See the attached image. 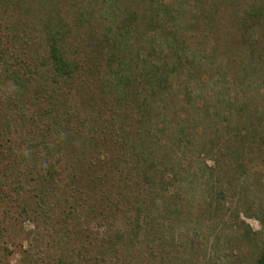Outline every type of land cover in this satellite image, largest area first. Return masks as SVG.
Instances as JSON below:
<instances>
[{"label":"rangeland","instance_id":"rangeland-1","mask_svg":"<svg viewBox=\"0 0 264 264\" xmlns=\"http://www.w3.org/2000/svg\"><path fill=\"white\" fill-rule=\"evenodd\" d=\"M53 38L69 79L51 76ZM53 118L83 140L60 150ZM106 138L120 158L100 165ZM1 141L0 264H256L264 0H0ZM123 159L139 194L161 163L171 201L99 211L104 168Z\"/></svg>","mask_w":264,"mask_h":264},{"label":"trees","instance_id":"trees-1","mask_svg":"<svg viewBox=\"0 0 264 264\" xmlns=\"http://www.w3.org/2000/svg\"><path fill=\"white\" fill-rule=\"evenodd\" d=\"M58 39L53 38L51 40H49V42H46V46H47V56H48V63L51 64L50 65V71L51 72V76L56 77V78H61V77H65L67 79L70 78V76H72L73 74V63L68 61L66 59V57L64 56L61 48H60V44L59 41H57ZM167 49L170 50L171 48V44H166L165 46ZM52 66V68H51ZM171 75L168 74L166 71L164 70H159L157 72V75L154 79L157 80V84L158 86H162L165 85L169 82ZM165 96V94H168L167 91L164 92H160V94H162ZM48 126H52L53 130L55 132L56 135L59 136V149L63 150L68 149L67 147V143L72 139H76V140H83L82 135L77 134L76 137L71 134H64L65 132L62 131L60 132L58 129H56L57 126L56 122H55V118H53L51 121H48L47 124ZM50 128V127H49ZM35 132V129H34ZM198 132V131H196ZM41 137H44L43 135L39 134ZM113 137V136H112ZM100 138H98L97 140H99ZM91 141H85V144H91ZM99 144V143H98ZM115 144L116 145V139L113 140L112 138H106V141L103 140V143H101L100 145L102 146L101 151H99V153H101V156L103 157L101 164H104V161L106 159H108L111 162L112 157H117L120 158L118 156L117 153H115L114 151L110 153V148L111 146ZM5 145V142L3 143L2 141L0 142V148L3 147ZM162 142L159 141V144H157L155 146L156 147H160L161 148ZM85 146V145H84ZM110 147V148H109ZM109 148V150L107 149ZM116 154V155H113ZM48 156V154H47ZM0 157H2V155H0ZM16 157H14L15 159ZM125 158V157H124ZM128 161L126 159H123L120 163L118 162V164L114 165V168L112 170V164L109 166H106L105 171V177H106V181L101 185V193L100 196H98V206H99V211H101L103 205L106 203L107 206L113 208L116 206V201H118L120 198H122L123 196L126 195V198H129V196L131 197V200L134 199H139V197L142 198V201L146 202L149 201L150 204L152 205L151 207H155L157 206L158 201H156V194L157 193H161V197L165 201H168L170 199L173 198L174 196V191L170 189L169 187V181L171 180L170 178V174H167L163 169H162V165L161 163L159 165H150V167L146 168V172L147 175L145 174V176L149 177L150 180L148 178H146L144 175L142 176V179L144 181V186L141 190V192L143 191L142 194H139L138 189L135 191L134 188L131 186L130 180L129 178L130 175H128V173L130 172L129 169H127L128 166ZM132 171L137 170L136 167L132 166L130 168ZM142 174V173H141ZM73 185H75V183H73ZM76 187V185H75ZM74 188V186H71L70 189ZM95 190H97V187L94 188ZM125 194V195H124ZM80 195V194H79ZM76 196L75 199H73L76 204L79 202V200L81 199V196ZM68 197H72V194ZM161 204L158 203V206H160ZM79 206V205H78ZM168 208V205H165ZM146 207V206H145ZM73 211V208L70 207ZM92 212V211H91ZM155 222H157L158 218L155 219L153 218ZM153 219L151 220L153 222ZM106 244V243H105ZM256 264H264V253L257 259Z\"/></svg>","mask_w":264,"mask_h":264}]
</instances>
